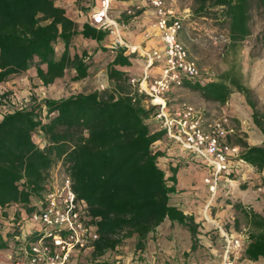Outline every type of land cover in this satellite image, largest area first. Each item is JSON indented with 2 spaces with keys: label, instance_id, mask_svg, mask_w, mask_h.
I'll list each match as a JSON object with an SVG mask.
<instances>
[{
  "label": "trees",
  "instance_id": "16d2710c",
  "mask_svg": "<svg viewBox=\"0 0 264 264\" xmlns=\"http://www.w3.org/2000/svg\"><path fill=\"white\" fill-rule=\"evenodd\" d=\"M192 1L193 16L223 20L233 44L252 35L254 9L264 18V0ZM142 12L126 16L127 21ZM109 35L90 24L80 29L55 0H0V84L33 67L44 86L72 72L73 81L84 80L90 65L87 51L75 50L77 39L101 43ZM109 56L107 89L62 99L32 98L4 115L0 122V209L17 205L27 216L38 211L52 173L58 170L71 179L78 199L87 204L90 223L97 228L94 258L115 251L132 238H136L135 251L142 254L151 240L158 239L155 234L165 221L188 231L195 250L200 225L170 204L175 187L169 183L175 184L178 170L173 168L168 177L159 164L163 154L154 150L165 135L147 124L156 108L146 105V97L130 84L133 75L122 70L132 67L136 57L127 56L121 47ZM230 84L246 98L254 124L264 133V114L256 110L251 91L236 79L186 81L184 87L199 92L208 102L225 105L233 93ZM234 136L230 142L241 148V158L263 171L264 146H249L242 137L233 140ZM235 207L241 210L239 205ZM241 212L252 229L245 255L252 261L264 258V220ZM4 215L7 217L6 212ZM15 223L14 230L4 236L6 240L0 234V250L13 240L14 259L21 243L38 238L36 233L17 241L22 232L17 227L19 219Z\"/></svg>",
  "mask_w": 264,
  "mask_h": 264
},
{
  "label": "built area",
  "instance_id": "2783aa9c",
  "mask_svg": "<svg viewBox=\"0 0 264 264\" xmlns=\"http://www.w3.org/2000/svg\"><path fill=\"white\" fill-rule=\"evenodd\" d=\"M113 1L102 0L91 16V25L114 36V47L125 48L127 56L138 55L144 60L141 77L132 78L130 84L146 97L148 107L156 108L147 124L153 123L157 128L149 127L154 132L163 131L167 141L176 144L190 161L207 170L203 183L209 198L203 218L211 224V206L222 184L230 182L243 167L249 166L241 158V148L230 142L236 134L232 121L224 116L211 122L195 107L186 103L172 105L169 100L174 90L183 88L186 81L204 83L197 62L179 40L184 19L169 9L164 0H145L153 10L154 28L160 34L162 49L131 46L120 36V25L110 16ZM160 67L162 70L157 69ZM39 206L38 211L27 216L30 230L26 231L22 222L17 224L22 232L17 241L36 233L38 238L18 246L19 256L10 257L14 264H70L82 252L93 251L99 239L97 228L90 223L87 204L78 199L69 177L55 170ZM212 226L223 243L221 264H236L250 242L249 231L235 232L219 223H212Z\"/></svg>",
  "mask_w": 264,
  "mask_h": 264
},
{
  "label": "crops",
  "instance_id": "0c3cea01",
  "mask_svg": "<svg viewBox=\"0 0 264 264\" xmlns=\"http://www.w3.org/2000/svg\"><path fill=\"white\" fill-rule=\"evenodd\" d=\"M55 3L57 6L66 10L67 16L75 21L80 26V29H82L84 24L91 25V16L101 6V0H55ZM112 5L118 8L120 13L127 12L129 14V12H131L130 8L134 6H137V9L143 11L142 14L135 17L138 21L132 24L138 26L139 32L142 33L141 37L139 36V39H136L135 36H130L127 42L129 45L138 47H144L141 45H146L145 48L149 50L162 49L160 34L154 28L155 16L153 10L146 4L145 0H128L126 2L114 0ZM81 40L95 44L96 49H98L101 54L107 53L108 55V53H112V50L115 48V37L112 35H109L101 43L92 40ZM84 49L87 50L86 48ZM77 52L80 53L78 50ZM137 61L140 62V69H136V64H134L132 67L122 70L131 75L136 74L138 71H142L144 60ZM109 62L110 60H108V63ZM73 73L74 72L67 73L64 78L47 86L50 89L48 98L62 99L71 96H63L62 84L66 81L68 76L72 79ZM107 83L109 87L108 80ZM39 84L43 85L42 81L37 77L34 67L27 73L13 76L10 81L0 84V122L4 115L9 113L10 109L17 108L15 101H10L5 95L12 91L16 92L19 90L18 92L20 95L25 98V100H29V90L32 86ZM18 99L19 97L17 100ZM240 134V137H242L249 146H264V133ZM156 146L163 154L159 160V164L162 165L161 168L167 173V176L172 177L173 174L171 170L173 168H177L178 170L175 184L173 182L169 183L170 186L174 185L175 187V192L172 194L170 204L183 211L185 215L193 217L195 223L200 225L199 230L201 235L198 236L195 250H192V240L189 232L176 224L173 225L169 221H165V223L157 229V233L155 234L158 239L151 240L146 250L142 254L140 253L141 256H149L146 264H181V262L184 264L185 261L181 259L177 249L181 248V239H188V241L184 243L186 246L184 247L183 255L189 256L190 254V258H188L190 264H221L223 243L218 233L213 229L212 223L235 224L239 216H245L241 212L242 209L247 213L259 215L264 220V170L258 172L251 166L243 167L242 172L238 176L230 182L222 184L211 206V224H209L205 222L203 218V210L209 198L208 190L203 183L204 178L208 174L207 170L190 161L185 152L176 144L170 143L165 138L158 142ZM235 205H239L241 210H237ZM5 212L7 213V217L4 215ZM26 216V213L17 205H12L5 210L0 209V234L4 237L7 232L14 230L16 220L19 219L20 222H23L24 218L27 219ZM247 223H249L248 220ZM24 224H26L24 225L25 230H30L31 224L28 221ZM251 230V226L248 224V231L250 232ZM235 232L237 231L235 230ZM170 237L171 239L169 240ZM13 245V240H11L8 242L9 247L7 249L0 250V264H14L13 260L10 259L14 248ZM248 245L249 243L246 245L244 252L241 253L236 264H264V258L252 261L246 257L245 251ZM173 247L175 249H172ZM18 249L19 247H17V251ZM118 250L119 248L111 253H115ZM153 255H156V257ZM90 256H93L92 251L86 250L74 257L70 264H91L93 259H89ZM135 259L136 258L133 257L131 259L115 257V259L111 258L110 260H104V256H102L94 258V262H102V264H138Z\"/></svg>",
  "mask_w": 264,
  "mask_h": 264
},
{
  "label": "rangeland",
  "instance_id": "374dc122",
  "mask_svg": "<svg viewBox=\"0 0 264 264\" xmlns=\"http://www.w3.org/2000/svg\"><path fill=\"white\" fill-rule=\"evenodd\" d=\"M166 6L171 9L176 15L184 19L182 32L179 40L186 47L190 57L195 60L203 76L204 82H217L223 78L236 79L242 83L246 88L251 91V99L256 104V110L264 114V18L263 15L257 11H252L251 29L252 35L245 41L233 44L228 35L227 25L222 21L212 19L195 18L192 14V0H164ZM102 3V0H101ZM131 14L127 12L120 13L118 8L114 5L111 6L110 16L120 25V35L127 43L130 36H135L136 39L141 37V32L138 26H134L138 20L133 17L127 21L126 16L134 15L137 11V6L130 8ZM141 29V28H140ZM146 46V45H141ZM86 48L87 50H85ZM75 49L80 51H87V63L90 65L88 78L81 81H73L70 76L62 84L63 96L76 95L79 93H90L94 91H103L108 88L106 68L109 60V53L101 54L96 49L95 44L77 40ZM98 52V53H97ZM136 62L135 68L140 69V62L143 60L140 56L135 55ZM164 65V62L161 63ZM162 70V68H157ZM143 71V70H142ZM142 71H138L133 75V78H140ZM156 71V70H155ZM104 89H103V88ZM232 95L225 105L212 103L206 101L199 92L193 91L188 87L174 90L169 96L172 105H179L186 103L201 111L205 118L211 120L219 119L221 117H229L232 125L237 134L233 140L240 137V133H263L253 122L252 109L247 103L246 98L239 93L233 85ZM17 90L10 92L7 95L10 101H15L16 107L26 105L32 98L45 99L49 97L50 89L42 84L32 86L28 94L29 100H25ZM19 99L17 100V96ZM147 105V104H146ZM148 106V105H147ZM149 126L156 130L155 124ZM36 142H40L38 137L35 138ZM155 151H159L157 146L154 147ZM162 167V165H160ZM14 213V212H13ZM27 217V216H26ZM28 219L24 218L22 225ZM227 229L233 228L237 232L244 229L248 230V223L245 216L241 215L237 218L235 224H226ZM168 238V236H167ZM171 237L169 238V240ZM188 239L180 240V249L178 254L185 262L190 264L189 256L183 255L184 247ZM136 238L126 240L119 250L115 253H107L104 260L115 257L136 258L138 264H146L148 255L141 256L140 253L135 251ZM159 248V247H158ZM172 249H175L174 247ZM191 253V252H190ZM156 257V255H153ZM91 264H102V262L95 263L94 257ZM183 262H181L182 264ZM148 264V263H147ZM158 264V263H157Z\"/></svg>",
  "mask_w": 264,
  "mask_h": 264
}]
</instances>
